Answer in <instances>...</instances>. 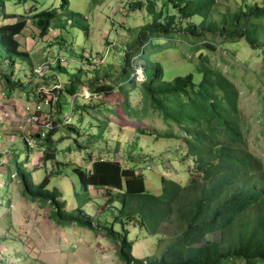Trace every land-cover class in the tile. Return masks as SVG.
<instances>
[{"label": "trees", "instance_id": "1", "mask_svg": "<svg viewBox=\"0 0 264 264\" xmlns=\"http://www.w3.org/2000/svg\"><path fill=\"white\" fill-rule=\"evenodd\" d=\"M131 4L133 10L146 8L152 20L139 28L135 45L124 56L118 79L123 82L120 88L125 93L122 104L128 116L141 119L151 111L158 112L166 124L178 127L182 134V147L186 150L183 161H193L189 182L181 185L162 177V194L154 195L147 191L144 176L137 166L126 167L118 161L99 159L92 162L91 169L74 166L83 194H77L80 206L68 211L67 203L60 200V193L48 189L51 177L60 169L59 172L48 173L36 186L31 173L17 160L16 169L24 194L33 201L51 204L53 219L59 226L77 225L91 232L104 233L118 247L116 256L122 264H227L232 260L264 264V161L251 151L244 134L240 89L226 73L210 66L207 54L217 51L219 44L215 37L233 43L244 41L252 49L261 50L263 67L257 77L264 87V0L246 4L231 14L214 11L215 0H164L161 9L157 8L156 0ZM68 7L69 0H62V10L68 11V26L81 28L89 37L87 20L70 12ZM4 12L5 1L0 0V15ZM27 14L20 16L14 24L0 25V54L6 55L10 67L9 75L4 76L7 88L21 89L25 86L12 77L18 59L29 61L30 58L29 53L21 49L19 40L29 25L39 38L47 37L48 44L68 45L63 35L67 30L62 23L64 14L56 9L42 12L35 9ZM196 17L201 20L195 21ZM52 30L56 35L51 37ZM181 34L203 41L202 46L193 45L191 48L194 52L205 51L198 57L201 81L196 83L193 74L165 81L160 64L154 65L153 78L149 79L147 72L151 64L143 63L146 62V47L154 39L169 40ZM81 58L91 65L94 60L88 54ZM136 59H140L142 64H136ZM58 67L67 72L60 59ZM139 69L144 77L142 81L137 80ZM83 77L77 73L65 85L59 81L52 85V89L57 86L52 94L60 98L59 110L64 99H74L80 92V87L85 85ZM113 82L114 79L111 80ZM108 83L99 80L91 83L94 90L91 93L96 96L86 100L94 101L108 95L107 92L115 89L107 87ZM137 90L142 108L132 107L130 100V94ZM79 105H76V111L89 108L77 109ZM107 125L105 122L104 126H99L101 134ZM53 126L46 137L40 138L43 154L38 165L56 160L54 122ZM140 133L146 134L142 128ZM148 135L171 139L176 133L171 130L160 133L154 129ZM57 165L61 164L57 162ZM92 188L100 192L95 196L107 198L106 208L116 211L111 224H103L83 209L93 199ZM173 222H177V226L160 256L138 259L133 255L130 224L149 236L159 237L162 227ZM116 225L121 226V231L116 230ZM215 235H219V240L212 239ZM164 240L159 237L160 242Z\"/></svg>", "mask_w": 264, "mask_h": 264}, {"label": "rangeland", "instance_id": "2", "mask_svg": "<svg viewBox=\"0 0 264 264\" xmlns=\"http://www.w3.org/2000/svg\"><path fill=\"white\" fill-rule=\"evenodd\" d=\"M4 1L5 12L0 15V25L14 24L20 16L28 15L35 9L37 12L56 9L64 14L62 23L67 30L63 35L68 45L61 47L48 44V38H39L35 29L29 25L19 40L21 49L28 52L30 58L29 61L18 59L12 77L14 81L25 84L21 89L7 88L4 76L10 73L9 62L5 54H0V101L14 107L12 118L15 125L6 132L7 136L16 137L13 143H8L6 138L0 140V149L11 150L10 159L0 174V264H122L116 256L118 247L104 233L91 232L77 225L59 226L53 219L54 209L51 204L42 200L33 201L26 196L17 173L16 161L31 173L36 186L41 184L48 173L60 169L58 174L51 177L48 189L60 193V200L67 203L68 211L80 206L77 194H83L74 166L91 169L92 162L99 159L118 161L126 167L137 166L144 176L147 191L154 195L162 194V177L181 185L189 182L193 161H183L186 150L182 147V134L178 127L166 124L158 112L151 111L141 119L128 116L122 104L125 93L120 88L123 82L118 79L124 56L135 45L139 28L152 20L146 8L133 10L131 2L148 0H69L68 10L87 20L89 37L81 28L68 26V11L62 10V0ZM156 1L157 8L161 9L164 0ZM254 2L260 0H215L213 10L231 14ZM200 20L199 17L195 19ZM50 33L51 37L56 35L53 30ZM215 38L219 44L217 51L207 53L210 66L226 73L240 89L244 134L251 151L264 161V87L257 77L263 67L262 51L252 49L244 41L233 43L220 37ZM202 44L201 39H191L187 34L176 35L169 40L154 39L145 49L146 62L143 63L151 64L147 77L152 79L154 65L160 64L165 81L193 74L195 82L199 83L202 76L198 72V57L205 51L194 52L192 46L200 47ZM83 54L93 56L92 65L82 60ZM59 59L65 60L62 66L68 73L59 69ZM136 64H142V61L136 59ZM77 73L84 76L85 83L79 93L88 90L93 93L91 83H96V80L105 84L109 81L107 87L115 89L94 101L78 97L72 120L65 124L64 119L74 102L71 98L64 99L59 110L57 106L60 98L52 94V85L58 81L65 85ZM50 84L51 87L48 86ZM46 95L51 100L50 106L41 102ZM130 100L132 107L142 108L138 90L130 94ZM38 103L43 106L45 119L48 116L56 124L54 141L57 149L55 161L40 165L42 140L37 139L28 149L25 142L28 139L27 133L16 128V124L24 126L21 117L25 116L27 106L32 108ZM78 104L80 107L77 109L83 106L89 108L76 111ZM105 122L108 125L101 134L99 126H104ZM141 128L146 134L140 133ZM154 129L160 133L171 130L176 136L166 139L148 135ZM34 131L30 130L31 135ZM57 162L61 165L58 166ZM91 195L92 201L83 209L103 224H111L116 211L111 207L106 208V197L95 196L94 192ZM176 224L167 223L162 227L159 235L165 239L162 242L158 236H149L130 224L128 229L129 239L134 243L133 255L138 259L160 256ZM115 228L121 231L120 225ZM212 239L219 240V235ZM227 264L245 263L232 260Z\"/></svg>", "mask_w": 264, "mask_h": 264}, {"label": "built area", "instance_id": "3", "mask_svg": "<svg viewBox=\"0 0 264 264\" xmlns=\"http://www.w3.org/2000/svg\"><path fill=\"white\" fill-rule=\"evenodd\" d=\"M64 61L65 60H62V62ZM137 74H138L137 80L142 81L139 80V78L141 79L144 78L142 74V70L139 69L137 71ZM56 87L57 86H55L54 88ZM95 96H96L95 94L90 93L88 90V92L85 91L84 93H78L72 100L74 102L75 98L77 97L89 99ZM41 102L49 106L51 100H49V97L47 98L46 95L44 96V99ZM73 106L74 105L72 103V106L70 107L71 111L68 114V116L64 119L65 124H69L72 120ZM26 110L27 112L26 111L24 112L25 116L21 117V123L24 126L19 127V125L16 124V128L20 130L22 133H27L28 141L27 140L26 141L30 146L31 144L35 143L37 139L46 137L48 132L54 129V126H53V121L48 116L47 119H45L46 115H44L43 106L41 103L36 104L32 108L30 106H27ZM14 113H15L14 107H12L11 104L0 101V140L6 138L8 143H13L16 140L15 136H10V135L7 136V132L10 131V129H13L12 126L15 125V122L13 121L12 118ZM31 129L35 130L34 134L32 135L30 133ZM37 136H39V138ZM0 155H1L0 158V174H1V169L8 163L10 159L11 156L10 148L0 149ZM91 192H94L96 194L100 193L96 191L94 188L91 189Z\"/></svg>", "mask_w": 264, "mask_h": 264}, {"label": "water", "instance_id": "4", "mask_svg": "<svg viewBox=\"0 0 264 264\" xmlns=\"http://www.w3.org/2000/svg\"><path fill=\"white\" fill-rule=\"evenodd\" d=\"M39 138V136H37Z\"/></svg>", "mask_w": 264, "mask_h": 264}]
</instances>
